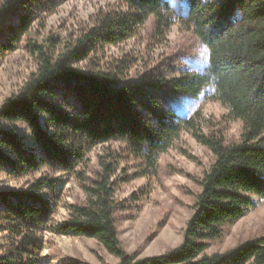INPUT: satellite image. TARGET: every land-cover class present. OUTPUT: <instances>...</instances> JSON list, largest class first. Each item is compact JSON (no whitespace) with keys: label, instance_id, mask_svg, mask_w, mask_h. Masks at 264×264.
<instances>
[{"label":"trees","instance_id":"trees-1","mask_svg":"<svg viewBox=\"0 0 264 264\" xmlns=\"http://www.w3.org/2000/svg\"><path fill=\"white\" fill-rule=\"evenodd\" d=\"M42 1L69 0H7L1 5L0 18L15 17L6 40L14 31L25 34L31 28L30 16L20 11ZM118 1L125 11L100 16L65 53L54 56L33 44L36 71L0 107V121L25 124L33 142L27 145L16 130L0 129V169L21 175L43 167L56 172L83 167L85 172L78 174L86 196V202L70 206L68 220L55 227L51 221L56 206L42 194L55 186L48 176L25 191L1 192L5 210L0 215L11 224L12 240L0 264H43L42 231L94 239L118 264H264V235L224 253H207L210 242L223 239L226 227L264 202V0H181L182 11L178 0ZM151 18L155 37L165 39L180 23L207 48L205 71L174 79L171 86L193 96L207 91L209 100L228 110L227 119L242 123L238 143L228 145L223 130L211 125L206 133L200 119L180 117L146 98L141 89L123 79L126 61L104 69L94 64L85 70L75 67L88 59L89 52L135 38L139 27ZM183 132L209 149L215 161L200 181L201 192L182 244L163 255L140 259L137 253L125 251L115 224L118 203L112 179L119 155L107 148L98 156L99 170L93 177H88V156L100 146L127 144L131 156L145 168L138 177H147L156 172L161 155Z\"/></svg>","mask_w":264,"mask_h":264},{"label":"rangeland","instance_id":"rangeland-1","mask_svg":"<svg viewBox=\"0 0 264 264\" xmlns=\"http://www.w3.org/2000/svg\"><path fill=\"white\" fill-rule=\"evenodd\" d=\"M6 1L0 0V9ZM176 4L181 11L184 10L183 1L178 0ZM125 10L118 0H69L52 4L42 1L21 9L22 15L30 16L32 26L25 34L14 31L10 40L6 37L10 25L15 23L14 14L0 18V107L17 95L36 71L37 55L32 53L33 44L49 49L54 56L63 54L68 46L94 26L100 16ZM138 30L133 39L89 52L88 59L75 67L85 70L94 64L104 69L126 61L123 79L141 89L146 98L155 100L180 117L200 119L206 133L211 125L223 130L228 145L238 143L242 123L227 119L228 110L219 102L209 100L207 91L193 96L180 94L171 86L174 79L205 71L208 52L204 44L180 23L171 28L165 39L155 37L153 18ZM0 129L16 130L27 145L33 143L25 124L0 121ZM107 148L120 157L112 179L118 203L114 219L125 251L137 253L138 258L143 259L163 255L179 247L201 192L200 181L215 161L212 152L199 144L191 133L183 132L173 147L161 155L156 172L138 177L145 171L142 162L131 156L127 144L116 142L97 147L89 154L88 177H93L99 170L98 156L103 155ZM84 172L83 167L70 172H56L53 168L43 167L38 172L16 175L0 169V193L25 191L34 181L48 176L55 186L42 194L56 206L51 225L57 227L68 220L70 206L86 202L80 180L82 175L78 174ZM0 208V213H4L1 203ZM9 226L11 224L0 215V256L6 253L12 240ZM263 235L264 202L237 223L226 227L223 239L210 242L207 253H224ZM40 236L44 240L43 264H66L75 260L90 264L119 263L94 239L58 236L51 231H42Z\"/></svg>","mask_w":264,"mask_h":264}]
</instances>
